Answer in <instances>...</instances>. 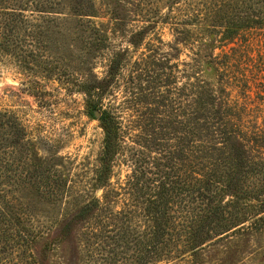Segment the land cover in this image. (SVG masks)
I'll return each mask as SVG.
<instances>
[{"label":"trees","instance_id":"obj_1","mask_svg":"<svg viewBox=\"0 0 264 264\" xmlns=\"http://www.w3.org/2000/svg\"><path fill=\"white\" fill-rule=\"evenodd\" d=\"M157 24L168 50L147 41ZM243 30L264 32V0H0V58L82 93L104 134L89 186L67 188L62 158L0 109V264H53L77 227L100 236L93 220L113 223L118 245L135 241L137 264H264V125L231 100L214 53ZM112 36L126 45L111 49ZM183 48L191 70L171 63ZM118 87L126 125L101 104ZM121 151L131 168L113 183ZM120 201L132 208L114 211Z\"/></svg>","mask_w":264,"mask_h":264},{"label":"rangeland","instance_id":"obj_2","mask_svg":"<svg viewBox=\"0 0 264 264\" xmlns=\"http://www.w3.org/2000/svg\"><path fill=\"white\" fill-rule=\"evenodd\" d=\"M165 9L163 10V12ZM103 20V19H102ZM264 35L262 30L241 31L237 40L224 43L214 53L222 56L226 62L223 71L228 80L226 87L231 100L237 102L248 114L247 122L256 121L264 125ZM159 36L163 49L173 40L168 24H157L147 41L155 42ZM112 48L124 47L126 38L112 36ZM227 54V55H224ZM192 53L183 48L177 62L179 69L191 70L184 63L191 62ZM95 73L102 77L106 70V60H97ZM23 71L8 58H0V109L13 111L24 124L31 140L36 143L43 156L55 155L62 158L60 170L69 176L67 188L80 189L89 186L90 177L98 165L103 147V131L97 117L87 109L85 96L79 92L67 93L55 80H47L40 74ZM177 85L188 83L190 71L180 72ZM199 76L215 84L214 72L199 71ZM124 93L121 87L113 88L102 99V108L112 110L123 125L127 124L128 112L123 108ZM125 153L119 152L114 162L113 183L122 180L130 170V163L124 161ZM99 190L97 195H101ZM128 208L130 202L120 201L113 210ZM112 209V208H111ZM130 212V211H129ZM46 222V221H44ZM90 225L99 228V237L87 232L85 226L77 227L74 236L69 238L65 250L52 254L53 264H137L136 245L132 241L118 245L116 226L108 220ZM130 247V248H129ZM129 248V249H127ZM243 264H250L245 258ZM162 264H190V258Z\"/></svg>","mask_w":264,"mask_h":264},{"label":"water","instance_id":"obj_3","mask_svg":"<svg viewBox=\"0 0 264 264\" xmlns=\"http://www.w3.org/2000/svg\"><path fill=\"white\" fill-rule=\"evenodd\" d=\"M99 114H100L99 111H95V112H94V115H95L96 117H98Z\"/></svg>","mask_w":264,"mask_h":264}]
</instances>
